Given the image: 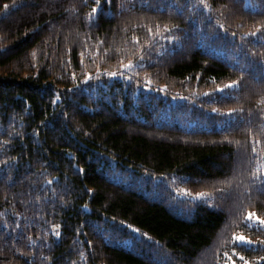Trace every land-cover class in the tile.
Returning a JSON list of instances; mask_svg holds the SVG:
<instances>
[{
    "label": "trees",
    "instance_id": "1",
    "mask_svg": "<svg viewBox=\"0 0 264 264\" xmlns=\"http://www.w3.org/2000/svg\"><path fill=\"white\" fill-rule=\"evenodd\" d=\"M260 220L264 0H0V264H264Z\"/></svg>",
    "mask_w": 264,
    "mask_h": 264
},
{
    "label": "rangeland",
    "instance_id": "2",
    "mask_svg": "<svg viewBox=\"0 0 264 264\" xmlns=\"http://www.w3.org/2000/svg\"><path fill=\"white\" fill-rule=\"evenodd\" d=\"M123 69L124 70H126V71H123L122 73L124 74V73H127V69H133L132 67H130L129 65H125V66H123ZM179 192H182V193H185V190L184 189H180V190H178ZM198 200H203V201H205V196L204 195H197V196H195Z\"/></svg>",
    "mask_w": 264,
    "mask_h": 264
},
{
    "label": "snow or ice",
    "instance_id": "3",
    "mask_svg": "<svg viewBox=\"0 0 264 264\" xmlns=\"http://www.w3.org/2000/svg\"><path fill=\"white\" fill-rule=\"evenodd\" d=\"M249 218H251V214L249 215ZM259 222L260 224H264V220H260ZM237 239L241 242L251 243L250 241H247L246 238L243 236L237 237ZM240 258L243 259V257Z\"/></svg>",
    "mask_w": 264,
    "mask_h": 264
}]
</instances>
